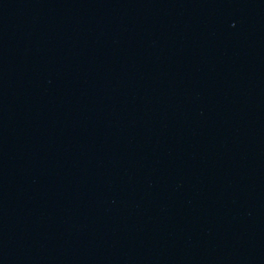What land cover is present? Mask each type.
I'll use <instances>...</instances> for the list:
<instances>
[{"label": "water", "instance_id": "1", "mask_svg": "<svg viewBox=\"0 0 264 264\" xmlns=\"http://www.w3.org/2000/svg\"><path fill=\"white\" fill-rule=\"evenodd\" d=\"M0 264H264V0H0Z\"/></svg>", "mask_w": 264, "mask_h": 264}]
</instances>
